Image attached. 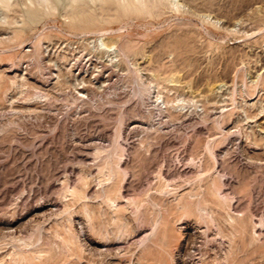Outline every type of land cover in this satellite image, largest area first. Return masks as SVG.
<instances>
[{
	"label": "rangeland",
	"instance_id": "374dc122",
	"mask_svg": "<svg viewBox=\"0 0 264 264\" xmlns=\"http://www.w3.org/2000/svg\"><path fill=\"white\" fill-rule=\"evenodd\" d=\"M157 1L0 0V264H264V0Z\"/></svg>",
	"mask_w": 264,
	"mask_h": 264
},
{
	"label": "bare ground",
	"instance_id": "6f19581e",
	"mask_svg": "<svg viewBox=\"0 0 264 264\" xmlns=\"http://www.w3.org/2000/svg\"><path fill=\"white\" fill-rule=\"evenodd\" d=\"M161 1L162 0L160 1L158 0L157 2H159L160 4H164V2L162 3ZM150 6H153V5H150ZM158 8H160L159 5H158ZM122 9L128 13L130 12H135V13L142 12L143 13L144 11H147L149 9L148 0H124L122 4ZM153 9H156V4H155V8L153 7ZM175 9L177 10V8ZM115 44H116V41L110 40V39L107 42H104L106 49H110Z\"/></svg>",
	"mask_w": 264,
	"mask_h": 264
}]
</instances>
